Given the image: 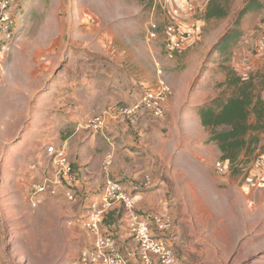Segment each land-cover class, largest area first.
Segmentation results:
<instances>
[{"label": "rangeland", "instance_id": "1", "mask_svg": "<svg viewBox=\"0 0 264 264\" xmlns=\"http://www.w3.org/2000/svg\"><path fill=\"white\" fill-rule=\"evenodd\" d=\"M129 1L133 2L128 6L131 10L128 25L121 19L107 18L100 20V24L99 20L94 21L92 27L100 28L101 33L109 27L113 34L108 41L104 40L105 45L103 44L101 48V54L113 57L122 54L126 57L133 56L135 51V57L145 60L144 71L154 76L150 84L156 85L158 80H165L170 86L171 94L162 102V117L157 119L151 113H142L138 118H145L149 123L164 119L167 103L175 90L170 84L171 79L177 84L188 82L187 89H181L186 99L204 76H211L215 82L213 88L215 90L204 105L212 103L224 93L226 95L233 93V87L225 85L227 78L224 82L220 78L231 74L228 67L231 66L228 64L230 48L245 35L243 30L239 31L242 19L239 25H236V22L247 0H222V8L228 14L219 18H208L206 22H202L200 33L172 56L164 52V37L160 30L166 23L164 11L152 10V5H148V1ZM19 3L21 13L15 26L16 35L13 42L7 44L9 49L3 56L4 64L0 68V264H82L79 260L82 254L92 247L94 235L79 221V218H84L82 216L89 210L76 214L77 208L73 204L78 200L75 178L72 183H62L56 194L41 195L38 204L34 206L30 200V188L34 183L43 182L45 178L54 176L58 169L47 153V146L54 142L47 145L42 141L34 143V140L39 139H33L32 147L30 145L25 147L27 144L22 138H30L34 133L24 130L28 114L32 111L30 103L32 105L38 99L42 106L51 103L46 100L40 101V95L52 79L56 83L57 70L68 67L70 68L68 72L75 71L76 76L79 73L81 66L78 67V63L81 59H77V56L87 53L84 49L91 45V8L89 0H19ZM140 3L142 13L134 7ZM109 6L110 12H105L103 6L96 7L95 11L102 15L111 13V16H116L118 13L115 12L120 9L119 4L109 3ZM192 19V16H186L183 21L188 23ZM152 21L157 23V29L160 31L159 37L156 36L155 39L150 31ZM129 24H133L132 28ZM227 32L232 33L233 38L229 46L224 48L222 40ZM101 41L103 43V40ZM74 42L87 46L82 50L72 48L70 45ZM137 69L139 68L136 67L135 70ZM257 82L261 83V80ZM29 90L32 98L29 97ZM119 102L112 101L104 109ZM200 107L202 106H199V109ZM101 111L92 112L87 119L100 115ZM179 116L180 114L177 118L172 116L177 123L168 118L174 125L170 128L168 124L164 125L162 127L164 133L159 132L157 140L162 141L168 137L169 142L172 140L171 145L178 142L179 147H176L175 152L178 156L184 154L181 145H186V142L190 145L188 159H181V166L174 162L176 167L174 177L178 172L177 177H180L181 182L179 189L185 192L184 174L191 168L192 174H201L203 179L200 182L198 180L190 182L192 180L186 179L187 188L200 189L201 183L204 190L210 192V197L207 203L201 205L205 208L204 211H207L202 222L207 227L208 240L204 242L194 233V237L199 241L173 245L176 251V264H264V172L254 168V161L259 156L264 157V131L260 134L258 147L251 155H243L240 163H237L238 171H234L230 164L228 172L220 174L215 164L223 159L219 146L215 145L217 143L209 139L204 141L201 130L193 129L190 132L181 130L179 127L181 123L178 124ZM88 120L80 124L79 130L92 131L86 127ZM118 120L120 118L107 117V124L101 134H107L110 122ZM207 134L210 138V131H207ZM171 145H164L160 149L168 150ZM200 160L206 167H198ZM111 163L112 160L109 158L105 164L106 182L109 179L117 180L110 172ZM213 168L219 177L225 178L224 182L218 181L212 173ZM74 171L76 172L75 166ZM208 172L213 174L211 178L208 177ZM259 177L262 178L258 179ZM249 178H254V182H250ZM147 179L149 180L148 176ZM66 189L74 194L73 199L67 195ZM216 189L219 190L217 194L214 192ZM115 207L122 208L125 213L119 204L113 209ZM113 209L106 214L103 230L115 236L106 222L118 218V210L110 213ZM142 214L150 218L151 225L156 230L155 235L160 236L163 231L158 229L151 218L165 215ZM116 225L120 226V221H117ZM127 228L129 238V223ZM87 232L92 234V237H88ZM236 233L242 235L238 243L221 242ZM252 255H255V258L250 261L249 257ZM137 257L139 259L138 255Z\"/></svg>", "mask_w": 264, "mask_h": 264}, {"label": "crops", "instance_id": "2", "mask_svg": "<svg viewBox=\"0 0 264 264\" xmlns=\"http://www.w3.org/2000/svg\"><path fill=\"white\" fill-rule=\"evenodd\" d=\"M257 1H259V7L242 18L239 31L243 30L245 35L230 48L231 55L228 64L234 67L241 76L254 75L256 81L261 80L264 97V56L255 52L260 34L264 30V0ZM130 2L133 1L89 0L91 45L76 44V42L70 45L80 50L88 47L84 49L87 53L77 56V59H81L78 63V67L81 66L79 73L76 76L75 71L68 72L70 71L68 67L57 70L56 83L52 79L43 89L42 94L40 93V101L46 100L51 103L42 106L38 99L39 104L35 102L29 105L32 106V111L28 114L24 130L34 133L30 135V138H22V141L27 144L25 147L28 145L32 147L33 139H39L34 140V143L42 141L47 145L51 142L56 143L55 145L68 143L70 159L76 169L74 183L78 200L73 202L77 208L76 214L88 211L99 203L106 182L105 177H107L104 175L105 164L111 158L112 177L120 181L124 189L134 196L137 210L142 213L164 214L170 218L172 229L161 234L170 244L177 246L180 243L199 241L194 237V233L205 242L208 240L207 227L202 222V218L207 211H204L205 208L201 205L209 201L210 192H206L201 183L200 189L187 188L189 180L200 182L203 176L192 174L191 168L187 169L183 180L186 186L185 192L179 189L181 182L180 177H177L178 172L174 177L176 168L174 162L181 166V159H188L187 152L190 145L187 142V146L181 145L184 154L178 156L175 153L176 147H179L178 142L171 145L172 140L169 142L168 137L162 141L157 139L160 136L159 132L164 133L162 131L164 125L168 124L170 128L173 127L174 122L177 123L172 116L177 118L178 114H180L178 124L181 123L179 126L181 130L185 132L193 129L201 130L204 141L209 139L208 130L201 122L198 109L199 106L209 101L208 98L214 93L215 82L211 76H204L195 89L189 93L188 99H184L185 94L181 91L182 88L187 89L188 82L177 84L174 79H171L170 84L175 89L174 95L167 103L166 116L162 120L149 123L145 118H120L118 121L110 122L107 134L79 130L80 124L88 120L92 112L103 110L112 101L131 103L137 99L146 86L151 85L150 80L154 76L144 71L145 60L135 57V51L133 56L127 55L126 57L122 54L117 57L101 54V48L105 45L104 40L108 41L113 34L109 27L102 33L100 28L92 27L94 21L99 20L98 24H100V20L107 18L121 19L128 25L131 17V10L128 7ZM109 3L119 4L120 9L115 12L118 13L116 16H111V13L102 15L95 11L96 7L103 6L105 12H110ZM134 7L142 13L141 3ZM129 25L132 28L133 24ZM136 67L139 69L135 70ZM226 78L227 76L220 79L224 82ZM177 89L179 90L175 92ZM29 92V97L32 98L31 90ZM168 118L174 121H171L173 124ZM164 145H171V148L160 149ZM200 161L201 164L197 161L198 167H206V164ZM213 171L218 181L221 183L225 181V178L217 175L215 168ZM213 174L209 173L208 177L211 178ZM217 191L219 190L216 189L214 192L217 194ZM253 196L254 193L251 194L252 198ZM42 199L43 197L41 201ZM116 210L119 212L118 218L108 221L110 223L107 225L114 232L117 246L123 254L130 258L132 263L134 262L133 264H143L137 257L136 241L130 237V234L127 238L128 216L119 207H115L110 213ZM117 221H120V226L116 225ZM106 230H108L107 227ZM86 234L92 237V234L88 232ZM241 239L242 235L236 233L221 242L238 243ZM249 258L251 261L255 255Z\"/></svg>", "mask_w": 264, "mask_h": 264}, {"label": "built area", "instance_id": "3", "mask_svg": "<svg viewBox=\"0 0 264 264\" xmlns=\"http://www.w3.org/2000/svg\"><path fill=\"white\" fill-rule=\"evenodd\" d=\"M152 10L161 9L166 18L162 30L164 37V52L168 56L178 53L185 44L192 41L201 31L202 13L206 8L208 0H151ZM21 13L19 0H0V68L4 64V55L7 54L11 42H13ZM154 13V12H153ZM186 16H192V21L185 23ZM151 36L159 37L157 23L151 22ZM159 31V32H158ZM256 54L264 56V30L260 34L259 41L255 47ZM171 94L170 86L165 80H158L157 84L146 86L141 94L131 103L119 102L101 111L100 115L94 116L86 123V127L92 132L103 133L107 117L133 118L140 114H149L157 119L162 117V102ZM47 153L58 168L54 176L44 179L43 182L34 183L30 188V200L33 205L38 204L39 197L43 194H56L62 183H72L76 172L69 155L68 143H62L59 147L55 144L47 146ZM220 174H226L230 163L219 160L215 164ZM254 168L264 172V157L259 156L254 161ZM252 178V177H250ZM254 182V178L250 179ZM259 177L258 179H261ZM264 178V177H263ZM67 190V195L73 199L74 194ZM65 190V193H66ZM99 204L89 209L84 218L79 221L94 235L92 247L87 249L81 256L79 263L82 264H132L129 258L123 254L114 236L103 230L106 214L116 204L122 206L129 219L130 235L137 243V252L143 264H176L175 247L161 235L172 229L171 220L165 216L156 215L151 219L160 231V236L155 235V229L151 225L150 218L146 214H140L137 210L134 197L124 189L122 184L114 179L105 183Z\"/></svg>", "mask_w": 264, "mask_h": 264}, {"label": "trees", "instance_id": "4", "mask_svg": "<svg viewBox=\"0 0 264 264\" xmlns=\"http://www.w3.org/2000/svg\"><path fill=\"white\" fill-rule=\"evenodd\" d=\"M144 1H148V5L152 2ZM221 2L222 0H208L201 18L207 20L226 16L228 12L222 8ZM245 4L239 12L236 25L240 24L245 14L259 7V1L256 0H247ZM231 36L230 32L225 34L222 40L224 48L229 46L233 38ZM228 67L231 74L225 85L232 86L233 93H224L212 103L200 107L198 113L202 124L210 131L209 141L217 143L222 159L228 161L234 171H238L237 163H240L243 155H251L258 147L260 134L264 131V97L262 83H258L254 75L244 77L234 67Z\"/></svg>", "mask_w": 264, "mask_h": 264}]
</instances>
